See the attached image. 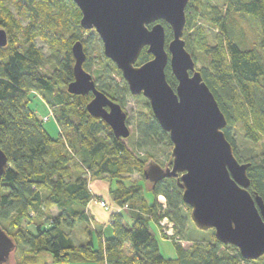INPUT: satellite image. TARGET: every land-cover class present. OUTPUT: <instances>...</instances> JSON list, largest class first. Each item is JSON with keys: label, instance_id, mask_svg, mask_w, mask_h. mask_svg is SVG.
Masks as SVG:
<instances>
[{"label": "trees", "instance_id": "obj_1", "mask_svg": "<svg viewBox=\"0 0 264 264\" xmlns=\"http://www.w3.org/2000/svg\"><path fill=\"white\" fill-rule=\"evenodd\" d=\"M192 3L193 0L186 7L183 36L185 32L193 35L184 37L185 49L195 65L199 58L205 61L198 71L225 116L227 124L223 133L238 162L249 164V192L258 194L264 201V143L259 154L242 160L233 133L236 123L241 121L246 140L257 144L264 139V0H228L224 13L211 7L209 21L217 30L212 45L206 42L200 27H194L195 21L204 15ZM232 13L257 21L260 37L257 46L242 48L234 39L229 29ZM17 15L25 16L26 23L16 18ZM80 18L81 13L72 0H0V29L7 36L6 46L0 47V149L8 159L0 180V228L14 241L15 250L28 252L32 258L48 255L52 264H252L254 261L244 260L235 247L222 245L216 239L194 243L188 249L173 242L175 258L161 254L150 222L158 224L167 218L178 238L177 233L180 234L188 220L189 209L174 178H165L153 187L150 184L152 205L141 198L138 188L119 186L112 193L114 203L118 207L136 206L133 209L138 211H131L130 224L122 215L114 214L111 237H104L100 230L95 235L88 226L92 223L88 213L92 195L86 176L106 175L120 182L134 172L143 175L145 165L126 148L123 139L114 137L108 125L88 114L86 105L91 94L77 97L68 93L65 99L52 97L56 84L67 89L73 81L71 46L76 41L83 45L82 37L86 34L79 25ZM161 23L167 43L172 31ZM64 32L70 33L68 38ZM37 40L48 46L49 56L37 45ZM151 58L144 49L136 64ZM102 59L104 66L96 71L97 80L93 79L96 88L124 110L127 84L124 82L120 88L107 82L105 69L113 68L121 73L104 54ZM90 60L86 54V63ZM83 68L86 71L84 65ZM51 70L52 73H47ZM165 74L168 84L175 89L177 81L169 64ZM32 91L46 94L53 119L65 134L54 138L47 132L30 105ZM140 134L145 142L166 140L172 144L152 114ZM72 166L80 167L81 171L76 169L72 173ZM159 196L165 198L164 207L156 201ZM137 202L139 205H135ZM52 208L57 214L47 215ZM22 219L34 231L17 225L12 236L2 226ZM81 224L86 226L85 237L76 243L70 231ZM25 260L23 257L22 263H37Z\"/></svg>", "mask_w": 264, "mask_h": 264}, {"label": "water", "instance_id": "obj_2", "mask_svg": "<svg viewBox=\"0 0 264 264\" xmlns=\"http://www.w3.org/2000/svg\"><path fill=\"white\" fill-rule=\"evenodd\" d=\"M81 13L80 27L94 30L103 54L120 71L131 96L148 101L159 127L172 143L171 160L161 167L150 160L143 171L152 187L165 178L176 179L182 201L198 230H213L216 241L235 247L241 257L255 261L264 256V201L249 192L248 163H239L223 129L226 119L195 68L183 40L186 7L190 0H72ZM172 31L166 43L162 23ZM7 36L0 29V47ZM151 59L137 65L141 52ZM73 81L67 92L92 98L86 111L102 120L117 139L130 135L127 114L96 88L83 64L80 41L71 46ZM170 67L177 81L167 82ZM8 159L0 149V180ZM14 241L0 228V264L15 251Z\"/></svg>", "mask_w": 264, "mask_h": 264}, {"label": "rangeland", "instance_id": "obj_3", "mask_svg": "<svg viewBox=\"0 0 264 264\" xmlns=\"http://www.w3.org/2000/svg\"><path fill=\"white\" fill-rule=\"evenodd\" d=\"M227 1L228 0H193L192 4L195 3L196 8L202 11V14L204 15L203 18L197 19L195 21L194 27L196 26L200 27L199 30H202L204 32V38L206 42L211 45L214 43L217 30L215 29L214 26H212V24H210L209 21L210 8L217 7L221 13H224L227 5ZM11 9L13 8L11 7ZM16 18L21 20L24 24L26 23L25 16L22 15L21 17H19L17 15ZM229 25H230L229 29H231L234 39H236V41L242 48L248 49L250 47H253L254 45L255 46L258 45L260 37H259V28H258L259 26L257 24V21H254L248 17L233 15L232 13L229 15ZM64 33H65V37L68 38L70 33L69 32H64ZM187 33L188 32H185V36L182 37L183 40L184 37L186 38L189 35L191 36L193 35L190 32L188 34ZM82 42H84L83 46L86 54H88L91 59L88 63H86L87 61L85 60L83 65L86 68V71L90 75H92L93 79L95 80L96 71L102 69L104 66V60L102 59L103 56L102 42L98 34L94 30L86 31V34L84 35V37H82ZM36 43L40 48H42L46 56H49L50 52L48 50V46L44 44L41 40H37ZM13 44L15 47L18 46V44L15 42ZM199 59L201 60L195 65L196 70L202 68V66L204 65L203 63L205 62L204 60H202V58ZM111 65L113 67L115 66L114 63L112 62ZM52 71L53 70L47 73H52ZM105 71H106L107 82L119 85L120 88H122V85L125 82L122 76L119 75L118 72L113 68L105 69ZM30 94H31L30 105L34 108L36 114L43 121V126L47 130V132L54 138H56L57 135L60 133L65 134L66 133L65 131L63 130L61 131L58 129L53 119L54 112L53 109H51L46 103L45 100L46 94L42 91H32ZM67 94L68 92L64 85L56 84L52 97L54 98L60 97L65 99L67 97ZM123 100H124V110L127 114V124L130 131V136L122 140L126 148L136 158L142 159L144 161L143 166L144 165L146 166L149 160H154L160 166L165 167L166 165L169 164V160H171L172 144L171 145L168 144L166 140H152L151 142H145L140 134V130L146 126L150 114H152L150 106H148L149 105L148 101L142 96H131L128 91L127 93L124 92ZM241 125H242L241 121H238V123H236L235 125V129L233 133H234L237 152L240 158L242 160H245L253 155L259 154L262 148V144L264 143V139L257 144H253L250 141L246 140ZM79 168L80 167L72 166L70 170L72 173L76 171L80 172L81 170H79ZM82 168L86 170L84 166H82ZM86 179H87V188L92 195V200L89 203L101 209L104 213L109 214V218L106 221L108 225L111 224L114 214H120L123 217L126 216L124 219L126 222L129 221L127 215H129L131 211H138L133 209L136 208V206L118 207L114 203L112 198V193L116 191L119 186L120 187L123 186L125 188L136 187L140 190L141 198L145 200L147 204L152 205L154 202L152 194L149 191L150 183L144 178L143 175H141L138 172L128 174L127 176L125 175V177L122 180H119L120 182H118L117 179H111L106 175L98 178V177H92L90 174H88L86 176ZM156 201L159 204H161L160 201L162 200L160 196L157 197ZM163 201L165 206V198H163ZM100 202H104L105 207H102ZM135 205H139V203L137 202ZM188 209H189L188 220L186 222L184 229L181 232L179 230L180 234L177 233L178 238L169 237L168 234H165L164 233L165 226L162 227V225H160L159 223L155 224L153 222H150V230L153 234H156L160 252L165 258H170L173 256L175 257L173 242H178L182 245V247L188 249L194 243H201V242L206 243L215 239L213 230L201 231L195 227L189 215L191 210L189 207ZM56 214H57V210L55 208L49 209L47 211V215L55 216ZM17 225L21 228L24 227L34 231V227L33 226L30 227V225H28L27 223V220L25 219H22L20 222H15V221L6 222L2 226L7 230L9 235L13 236L17 228ZM88 226L91 228V230L95 231L94 232L95 235H96V231L98 230H100L101 234L104 235L102 230L103 229L102 225L96 223L94 218H92V223H89ZM85 227L86 226L84 224L77 225L75 229L70 231V234H73L76 243L82 242L83 238L85 237L84 236ZM23 257H25L26 259L25 261H28L29 263L37 262L36 264H45V263L52 264V260L48 255L41 254L37 258H32L33 256H30L28 252L22 253L21 250H15L5 264H19L18 262H21L20 264H24L22 263ZM27 258H32V259L28 260ZM73 264H95V263L85 262V263H73ZM252 264H264V256L259 258L258 260H255Z\"/></svg>", "mask_w": 264, "mask_h": 264}, {"label": "crops", "instance_id": "obj_4", "mask_svg": "<svg viewBox=\"0 0 264 264\" xmlns=\"http://www.w3.org/2000/svg\"><path fill=\"white\" fill-rule=\"evenodd\" d=\"M88 213L91 216V218H94L96 223L102 225V228H103L102 230H103V233H104V237H106V238L111 237L112 234H113V230H112L111 226L108 225L107 222H106L108 220V218H109V214L104 213L101 209L93 206L91 203L88 204ZM129 215H127L128 218H129L128 219L129 221H126V223H128V224L131 223V220H130L131 216H129ZM125 217H124V219H125ZM154 235L156 237V234H154ZM156 239H157V237H156ZM173 258H175V257L174 256L170 257V259H173Z\"/></svg>", "mask_w": 264, "mask_h": 264}, {"label": "built area", "instance_id": "obj_5", "mask_svg": "<svg viewBox=\"0 0 264 264\" xmlns=\"http://www.w3.org/2000/svg\"><path fill=\"white\" fill-rule=\"evenodd\" d=\"M161 200L160 203L162 204V206L164 207V201H163V197L160 196ZM102 207H105V203L104 202H100ZM159 224L163 226H165V234H168L169 237H175V233H174V225L172 222H170L167 218H163L159 221Z\"/></svg>", "mask_w": 264, "mask_h": 264}, {"label": "bare ground", "instance_id": "obj_6", "mask_svg": "<svg viewBox=\"0 0 264 264\" xmlns=\"http://www.w3.org/2000/svg\"><path fill=\"white\" fill-rule=\"evenodd\" d=\"M78 97V96H77ZM60 144V143H59ZM55 149V148H54ZM72 151V150H71Z\"/></svg>", "mask_w": 264, "mask_h": 264}]
</instances>
